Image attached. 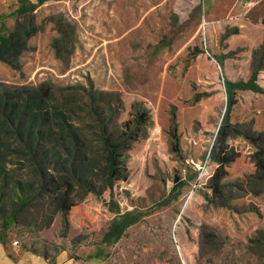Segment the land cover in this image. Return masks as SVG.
<instances>
[{"label":"rangeland","instance_id":"374dc122","mask_svg":"<svg viewBox=\"0 0 264 264\" xmlns=\"http://www.w3.org/2000/svg\"><path fill=\"white\" fill-rule=\"evenodd\" d=\"M24 1L30 13L14 29L30 31L15 45L4 41L13 18H0V92L52 86L93 146L98 119L87 106L119 126L138 103L150 123L122 153L128 172L117 198L128 224L121 237L113 241L107 226L89 230L71 215L48 221L36 201L22 223L7 225L0 214V264H264V194H246L231 208L206 198L225 80L257 75L263 91L238 90L228 115L241 130L264 134V0ZM6 142L14 152V141ZM13 172L33 177L27 167ZM76 193L94 225L112 217L102 192Z\"/></svg>","mask_w":264,"mask_h":264},{"label":"trees","instance_id":"16d2710c","mask_svg":"<svg viewBox=\"0 0 264 264\" xmlns=\"http://www.w3.org/2000/svg\"><path fill=\"white\" fill-rule=\"evenodd\" d=\"M42 2L39 0L38 3ZM28 31L19 28L4 41L15 45L17 34L26 36ZM256 77L252 74L243 81L225 80L227 109L213 151L217 167L209 177L211 191L206 195L208 202L223 208L233 207L232 201L246 194H264V134L241 130L228 115L238 90L263 91L256 84ZM74 89L75 86L70 85L61 91ZM93 105L86 108L92 117L94 113L98 119L90 126L96 133V146L74 124L76 112L67 100L59 103L54 99L52 86L42 84L0 92V214L7 225L21 222L26 206L39 201L42 216L50 217L48 221L54 219L56 213L66 219L71 215L81 219L82 225L89 230H102L107 226L106 234L114 233L113 241L121 237L128 224L124 220L127 212H120L121 201L117 198L118 188L128 172L122 153L145 135L150 116L136 103L129 119L119 126H109L104 111H95ZM6 138L17 146L14 152H11ZM13 166L15 169H11ZM18 167L29 168L32 179L22 181L18 173L13 172ZM236 170L244 172L227 180V176ZM96 182L102 183L101 190ZM9 186L12 187L10 195L7 194ZM77 189L101 196L102 192L104 206L112 217L94 225L91 213L77 204ZM206 230L207 226H203L204 234ZM259 231L263 237L264 231ZM209 236L211 234L206 233V237ZM257 241L258 238L248 239L251 245Z\"/></svg>","mask_w":264,"mask_h":264},{"label":"crops","instance_id":"0c3cea01","mask_svg":"<svg viewBox=\"0 0 264 264\" xmlns=\"http://www.w3.org/2000/svg\"><path fill=\"white\" fill-rule=\"evenodd\" d=\"M3 5L1 6L3 9V12H0V18H3L1 24L5 22V16H10L13 18V20L10 22V25L12 28L9 30L10 33H8L6 36L10 38L12 33L15 31V27L19 25V23L22 21L21 19L22 14L29 12L28 8L26 7L27 3L24 0H6L5 2H2ZM10 9V11L8 10ZM35 10V9H34ZM33 12V10H32ZM30 13V12H29Z\"/></svg>","mask_w":264,"mask_h":264},{"label":"built area","instance_id":"2783aa9c","mask_svg":"<svg viewBox=\"0 0 264 264\" xmlns=\"http://www.w3.org/2000/svg\"><path fill=\"white\" fill-rule=\"evenodd\" d=\"M19 242H18V240L17 239H14L13 240V244H18Z\"/></svg>","mask_w":264,"mask_h":264}]
</instances>
